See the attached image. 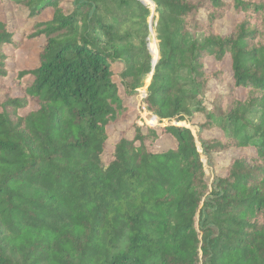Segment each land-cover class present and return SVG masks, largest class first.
Wrapping results in <instances>:
<instances>
[{
	"label": "trees",
	"instance_id": "obj_1",
	"mask_svg": "<svg viewBox=\"0 0 264 264\" xmlns=\"http://www.w3.org/2000/svg\"><path fill=\"white\" fill-rule=\"evenodd\" d=\"M9 1L24 26L0 20V264H264V0H144L155 64L142 0ZM195 115L217 135L196 138Z\"/></svg>",
	"mask_w": 264,
	"mask_h": 264
},
{
	"label": "rangeland",
	"instance_id": "obj_2",
	"mask_svg": "<svg viewBox=\"0 0 264 264\" xmlns=\"http://www.w3.org/2000/svg\"><path fill=\"white\" fill-rule=\"evenodd\" d=\"M143 1V0H142ZM147 5L150 8L151 11V16L154 15V6L150 5L147 1H145ZM13 2L9 0H0V20H4L8 23L9 27L18 32L20 34L21 30L23 29L24 24L22 23L23 20V15L22 12H18L17 10H14V6L12 4ZM44 18H47V15L43 14ZM151 18V17H150ZM149 18V24L151 22ZM241 19V16H237L234 11H230L225 15V18L222 20L218 21L214 25V31L216 32H224L227 33L232 29V26L235 22L239 21ZM20 30V31H19ZM150 35L148 39V44H149V49L151 52L152 57H156L157 59V54H158V41L156 40V34L154 31V25L152 23V26L150 27ZM42 41H34V42H25L23 46L16 51V56H14V60L9 61L10 68L12 70H17V69H22V68H31L33 67L36 62H37V56L39 52V47ZM7 52L12 53V47L8 46L7 47ZM13 58V57H12ZM154 59V58H153ZM205 66L209 70L215 69V64L212 63L210 60H206ZM116 71H119V67H115ZM228 76L229 72L225 74V80L228 81ZM9 76L7 79H5V85L7 87L12 86V80ZM150 79H147L145 81L144 87L139 89L138 95H136L133 100H128V103L132 104L134 106V112L130 114V116L121 121L120 123L111 126L108 128L107 133H108V141H107V146L104 151V155L102 157L103 162L108 163L110 160V155H111V147L112 144L119 139L120 137H127V138H132L133 134V128L131 127L135 117L138 116V107H139V102L142 97V93L146 92V87L149 84ZM213 92H217L220 89V86L214 85ZM14 90H12L13 92ZM11 92V93H12ZM18 92H13V95H17ZM240 94H243V91H240ZM3 96V91H0V99ZM35 106H31L30 110L35 109ZM203 121V117L200 115H195L192 119L191 122V129L195 135L196 138L200 137H205V138H210L213 136L217 135L216 131H211L209 133H199L198 131V126L201 124ZM151 122V121H150ZM135 123V122H134ZM155 122H153L154 124ZM151 125V123H149ZM135 125V124H134ZM158 126V123L155 124ZM135 127V126H134ZM144 130V129H143ZM159 142V141H158ZM153 149H157V143L156 145H152ZM204 170L206 174L207 181L210 183L212 175L214 174H219L221 171V162L219 160V157L217 155L211 156L210 160H204Z\"/></svg>",
	"mask_w": 264,
	"mask_h": 264
},
{
	"label": "water",
	"instance_id": "obj_3",
	"mask_svg": "<svg viewBox=\"0 0 264 264\" xmlns=\"http://www.w3.org/2000/svg\"><path fill=\"white\" fill-rule=\"evenodd\" d=\"M143 3L145 4L144 1H143ZM152 18H153V15H152L151 18H150L151 22H150V24H149V30H150V27L152 26ZM156 61H157V59H155V60L153 61V64H155Z\"/></svg>",
	"mask_w": 264,
	"mask_h": 264
},
{
	"label": "crops",
	"instance_id": "obj_4",
	"mask_svg": "<svg viewBox=\"0 0 264 264\" xmlns=\"http://www.w3.org/2000/svg\"><path fill=\"white\" fill-rule=\"evenodd\" d=\"M45 15H47V17L49 16V14H47V13Z\"/></svg>",
	"mask_w": 264,
	"mask_h": 264
},
{
	"label": "bare ground",
	"instance_id": "obj_5",
	"mask_svg": "<svg viewBox=\"0 0 264 264\" xmlns=\"http://www.w3.org/2000/svg\"><path fill=\"white\" fill-rule=\"evenodd\" d=\"M144 1V0H143Z\"/></svg>",
	"mask_w": 264,
	"mask_h": 264
}]
</instances>
